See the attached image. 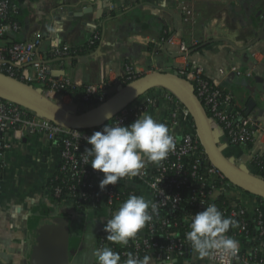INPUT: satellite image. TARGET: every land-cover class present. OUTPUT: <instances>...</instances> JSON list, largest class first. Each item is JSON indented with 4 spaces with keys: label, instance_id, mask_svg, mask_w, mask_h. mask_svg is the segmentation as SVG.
Here are the masks:
<instances>
[{
    "label": "crops",
    "instance_id": "obj_1",
    "mask_svg": "<svg viewBox=\"0 0 264 264\" xmlns=\"http://www.w3.org/2000/svg\"><path fill=\"white\" fill-rule=\"evenodd\" d=\"M191 1L195 23L182 20L177 0H20L22 27L12 35L17 40L39 35L40 57L53 77L66 79L83 92L89 85H109L108 98L127 84L129 70L136 79L153 72H173L179 64L199 63L206 78L218 80L233 96L239 111L260 123L254 147L264 154V0ZM53 21L63 25L61 43L55 48H69L66 55L53 54L47 31ZM96 30L101 36L92 48L90 39ZM170 38L190 48L199 43L202 47L191 49L189 55L171 53L166 43ZM22 70L36 72L30 65ZM155 94L160 96L159 104L147 114L163 123L179 98L172 101L168 96L173 93L164 88H157ZM50 98L58 102L59 96ZM182 115L178 131H191L193 120ZM8 140L7 167L0 182V264H98L94 251L100 248L109 212L80 211L68 201L53 199L51 180L60 156L44 135L11 134ZM225 151L236 164L257 175L248 148L233 146ZM241 191L248 203L240 202L236 192L233 198L252 213L258 197ZM144 232L145 227L136 237ZM39 240L43 247L37 250ZM150 257V264H162ZM185 259L210 264L207 257L196 254Z\"/></svg>",
    "mask_w": 264,
    "mask_h": 264
},
{
    "label": "built area",
    "instance_id": "obj_2",
    "mask_svg": "<svg viewBox=\"0 0 264 264\" xmlns=\"http://www.w3.org/2000/svg\"><path fill=\"white\" fill-rule=\"evenodd\" d=\"M19 1L0 0V72L33 86L48 97L58 95L59 102L69 100L73 105L70 109L79 112L83 104L75 103L67 93L73 87L72 83L53 77L49 67L42 62L39 51L41 37L37 35L27 40L13 37L22 27ZM177 7L184 22H196L191 0H177ZM96 40H100L98 30L91 36L90 44ZM166 43L171 53H191L192 48L183 41L177 42L170 38ZM69 51L67 47L63 50L54 48L53 54L66 55ZM28 65L33 66L36 72L30 74L22 70ZM232 69L236 70L235 67ZM173 72L192 84L224 151L228 147L245 146L251 153L250 163L257 157H264L254 147L260 123L253 116L239 111L233 96L221 87L219 81L205 77L201 64H179ZM128 73V79L135 77L132 70ZM246 73L252 75L250 70ZM35 82L40 85L35 86ZM109 89L110 86L106 84L89 85L84 90L83 99L100 104L108 99ZM175 97L173 94L168 96L172 101L177 99ZM159 101V95L148 92L106 124L92 129H80L55 123L0 96V182L7 167L5 156L10 146L8 137L11 134L20 137L44 135L54 144L60 156L58 170L51 180L54 200L68 201L75 209L76 205L83 204L81 211L106 209L110 215L130 195L139 194L157 204L158 214H153V219L146 224L144 235L130 239L127 245L119 244L120 250H116L118 243L106 239L107 232L102 234L99 247L109 246L119 253V264H123L130 252L139 258L153 256L162 264H173L178 258L194 256L186 233L191 230L192 215L205 210L208 204H215L224 217L237 222V226L230 227L227 234L238 242L235 255L216 251L207 256L209 263L264 264V214L260 202L250 213L245 206L230 197L232 183L210 162L195 126L191 131H178L182 114L192 121L189 111L179 99L176 108L163 122L173 136L175 149L158 164L145 163L136 177H125L115 185L109 184L104 190L100 189L99 183L104 174L92 168L91 158L84 153L86 148L92 147L87 137L111 123L128 125L143 112L147 114L156 108Z\"/></svg>",
    "mask_w": 264,
    "mask_h": 264
},
{
    "label": "clouds",
    "instance_id": "obj_3",
    "mask_svg": "<svg viewBox=\"0 0 264 264\" xmlns=\"http://www.w3.org/2000/svg\"><path fill=\"white\" fill-rule=\"evenodd\" d=\"M47 31L51 34V46L59 47V34L64 31L62 23L53 21L47 26ZM107 118L111 119V113L107 114ZM87 141L92 147L86 148L84 153L91 158L92 168L104 174L99 183L101 190L125 177H136L146 162L158 164L175 149L167 125L144 112L129 125H105L101 131L88 136ZM153 214H158L155 202L146 200L142 195H130L104 224V231L108 233L106 239L127 245L153 219ZM236 226L237 222L224 217L215 204H208L205 210L192 215L191 230L186 233V239L194 254L201 259L216 251L235 255L238 242L227 233L230 227ZM94 255L98 264H119L121 260L120 254L109 247L95 249ZM150 262L148 255L139 258L129 253L123 264Z\"/></svg>",
    "mask_w": 264,
    "mask_h": 264
},
{
    "label": "water",
    "instance_id": "obj_4",
    "mask_svg": "<svg viewBox=\"0 0 264 264\" xmlns=\"http://www.w3.org/2000/svg\"><path fill=\"white\" fill-rule=\"evenodd\" d=\"M155 88L171 91L187 108L210 162L221 170L232 184L264 199V178L251 173L247 167L236 164L232 158L225 155L209 115L192 84L177 72L160 71L138 77L122 86L104 102L82 113L64 107L33 86L0 72L1 97L70 128L92 129L102 126L110 120L107 118L108 113H111L112 119L121 110ZM41 243L39 240L37 250L43 247Z\"/></svg>",
    "mask_w": 264,
    "mask_h": 264
},
{
    "label": "trees",
    "instance_id": "obj_5",
    "mask_svg": "<svg viewBox=\"0 0 264 264\" xmlns=\"http://www.w3.org/2000/svg\"><path fill=\"white\" fill-rule=\"evenodd\" d=\"M95 33V32H94ZM100 33V32H99ZM100 36H101V33H100ZM99 40H96L93 44H90L89 46H91L92 48L96 47L97 44H98ZM202 47V44H196L194 46H192L191 48L196 51V50H199L200 48ZM139 77V76H136V78ZM134 79V78H133ZM132 80H128L126 83L130 82ZM38 86V85H37ZM157 88L151 90V91H154L156 90ZM67 93H69V95L71 96V98L73 99V101L77 104H83L85 105L86 107H95L97 106L99 103L97 102H91V101H86L83 99V95H84V92L81 91L80 89L76 88V87H70L68 90H67ZM251 166L254 168L256 174L258 176H261L264 178V157H257L255 159H253L251 161ZM258 200L260 202V209L262 210L263 214H264V199H262L261 197H258ZM84 207L83 204H78L76 205V209L78 210H82V208ZM264 219V217H263ZM109 247V246H108ZM110 248V247H109ZM121 246L119 244H117L116 246V250H120ZM131 253V252H130ZM188 258V257H187ZM181 259V258H180Z\"/></svg>",
    "mask_w": 264,
    "mask_h": 264
},
{
    "label": "rangeland",
    "instance_id": "obj_6",
    "mask_svg": "<svg viewBox=\"0 0 264 264\" xmlns=\"http://www.w3.org/2000/svg\"><path fill=\"white\" fill-rule=\"evenodd\" d=\"M1 92V91H0ZM149 93H151V94H154V95H156L155 93H156V90H154V91H149ZM59 102V101H58ZM89 108H87L86 106H83V108L81 109V110H79V113H82V112H84V111H87ZM192 118V117H191ZM188 120V119H187ZM193 120V119H192ZM192 125L193 126H195V124H194V121L192 122ZM225 153V155L227 156V152L225 151L224 152ZM231 183V182H230ZM234 192H236V198L240 201V202H246V203H248L247 202V200H245V198L247 197L242 191H241V189H239V187H237L235 184H232V186H231V190H230V197H232L233 198V196H234ZM247 193H249V192H247ZM251 194V193H250ZM252 195H254V194H252ZM185 260H187V262L185 261ZM192 261V259H190V260H188V259H185V258H181V259H179V261L176 263V264H194V262H191Z\"/></svg>",
    "mask_w": 264,
    "mask_h": 264
},
{
    "label": "bare ground",
    "instance_id": "obj_7",
    "mask_svg": "<svg viewBox=\"0 0 264 264\" xmlns=\"http://www.w3.org/2000/svg\"><path fill=\"white\" fill-rule=\"evenodd\" d=\"M134 80V79H132ZM59 103H61L64 107H69V108H72L73 105L70 103L69 100H63V101H60Z\"/></svg>",
    "mask_w": 264,
    "mask_h": 264
}]
</instances>
